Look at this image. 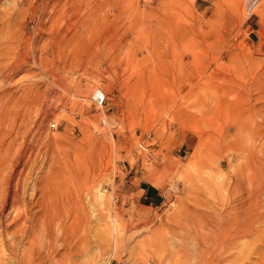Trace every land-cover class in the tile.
<instances>
[{
    "label": "rangeland",
    "instance_id": "1",
    "mask_svg": "<svg viewBox=\"0 0 264 264\" xmlns=\"http://www.w3.org/2000/svg\"><path fill=\"white\" fill-rule=\"evenodd\" d=\"M199 253L264 264V0H0V264Z\"/></svg>",
    "mask_w": 264,
    "mask_h": 264
},
{
    "label": "bare ground",
    "instance_id": "2",
    "mask_svg": "<svg viewBox=\"0 0 264 264\" xmlns=\"http://www.w3.org/2000/svg\"><path fill=\"white\" fill-rule=\"evenodd\" d=\"M102 93V92H101ZM103 95V94H102ZM103 123V122H102ZM56 125V124H55ZM235 186L237 187L238 186V184L237 183H235ZM255 192H257V191H255ZM249 193V192H248ZM249 194H251V193H249ZM253 194H255V193H253ZM242 194L240 193V192H236L235 194H234V199L235 200H237V199H239L240 198V196H241ZM248 195V194H247ZM15 196V195H14ZM247 197V196H246ZM251 197V196H250ZM8 198V197H7ZM254 198V197H253ZM16 199V198H15ZM18 199V198H17ZM249 199V198H248ZM252 199V198H251ZM255 199V198H254ZM14 200V197H12V201ZM253 200V199H252ZM230 202V201H229ZM247 202V201H246ZM245 202V203H246ZM15 203V202H14ZM249 204V203H248ZM240 205V204H239ZM238 208V207H237ZM246 209H248V207L246 208ZM236 210V209H235ZM242 210L244 211V209L242 208ZM230 211V210H229ZM14 212V211H13ZM18 213V212H17ZM227 213H230V212H227ZM247 213V212H246ZM8 214V213H7ZM11 214V213H10ZM13 214V213H12ZM227 215V214H226ZM247 216L249 215V214H246ZM21 215L19 214L18 215V217H16L15 218V221L14 222H17V221H20L21 220V217H20ZM253 216V215H252ZM31 217V216H30ZM33 217V216H32ZM245 217V216H244ZM24 218V216L22 217V219ZM25 218H26V216H25ZM28 218V217H27ZM26 218V219H27ZM249 218V217H248ZM25 219V220H26ZM30 219V218H29ZM32 219V218H31ZM30 219V220H31ZM235 219V218H234ZM32 221V220H31ZM22 222V221H21ZM20 222V223H21ZM32 224V223H31ZM40 224V223H39ZM20 224H18V226H19ZM29 225V224H28ZM28 225H27V227L25 228V232H26V230H27V228H28ZM41 225V224H40ZM224 225V224H223ZM227 225V224H226ZM225 225V226H226ZM38 226V225H37ZM250 226H251V220H250ZM250 226H249V228H250ZM16 227V226H15ZM21 227V226H20ZM222 227V226H221ZM38 229V228H37ZM248 228H247V226H245L244 227V225H243V227H241V228H238V229H236V230H233L232 232L231 231H228V233H230V235H231V238L229 239V240H227L226 239V241H223L222 242V240H216L217 242H215V246H212L211 248L212 249H210L211 250V252H210V254H211V256L213 257V259H214V261H216V262H220V259H222V255L224 256V254H228L229 252H231L233 249H235V246H236V241H234V237L235 238H239V237H241L242 235H243V233L244 232H246V230H247ZM24 230V229H23ZM34 230V229H33ZM33 230H32V232H33ZM222 231H224V230H222ZM226 231H227V229H226ZM23 233V231L22 232H17L16 233V235H17V237L15 238L16 240H17V243H16V241H15V243L13 242V244H14V246L16 247V246H18V244H20L21 242H23V241H25V235L24 234H26V233ZM27 232H28V230H27ZM218 232H220L221 233V231H218ZM251 232V231H250ZM35 233V232H34ZM31 234H33V233H31ZM219 234V233H218ZM213 235V234H212ZM249 237V236H248ZM205 238V237H204ZM211 238H212V236H211ZM214 238V237H213ZM213 238L211 239V240H213ZM14 239V240H15ZM202 239V238H201ZM216 239V238H215ZM205 240V239H204ZM24 243V242H23ZM23 243H22V246H25V245H23ZM26 243L28 244V245H33V243L32 242H30V241H26ZM239 243V242H238ZM26 244V245H27ZM214 244V243H213ZM14 247V248H15ZM27 247V246H26ZM26 247H25V249H24V252H25V250L27 251V249H26ZM43 247V246H42ZM45 247V246H44ZM19 248V247H18ZM17 248V249H18ZM24 248V247H23ZM23 248H22V251H23ZM29 248V247H28ZM47 248V247H46ZM198 248V247H197ZM20 249V248H19ZM202 249V248H201ZM187 250V249H186ZM185 250V251H186ZM196 250V252H197V250L198 251H202V250H199V249H195ZM20 251H21V249H20ZM22 251H21V254H22ZM182 251V250H181ZM180 251V254L182 253ZM234 251V250H233ZM16 252V251H15ZM184 252V251H183ZM187 252V251H186ZM193 252H195V251H193ZM205 252L206 251H204V252H202V254H203V256H205ZM26 253H28V252H26ZM177 253V252H176ZM175 253V254H176ZM189 253V252H188ZM187 253V254H188ZM190 253H192V252H190ZM189 253V255H192V254H190ZM233 253V252H232ZM25 254V253H24ZM179 254V253H178ZM177 254V255H178ZM199 254H201V253H199ZM202 254L201 255H198L199 256V259L200 260H202L201 262L203 263V264H208V263H205V260L207 259L206 257L208 256V254L206 255V257H203L202 256ZM14 255V254H13ZM23 255V254H22ZM21 255V256H22ZM182 255L183 254H181V257L180 258H182ZM186 255V254H185ZM230 255H231V253H230ZM229 255V256H230ZM17 256H20V253L17 255ZM175 256V255H174ZM180 256V255H179ZM200 256H202V257H200ZM27 257V256H26ZM185 257H188V256H185ZM190 258L191 257H194V256H189ZM189 257L187 258L188 259V261H189ZM15 258V257H14ZM23 258H24V256H23ZM177 258V257H176ZM178 259L179 261H180V263H181V259ZM204 258H206L205 260H204ZM209 258H210V256H209ZM183 259V258H182ZM193 258H191V260H192ZM196 259V258H195ZM17 260H19V259H17ZM22 260V259H21ZM21 260L20 261H18V262H20L21 263ZM38 260H40V259H38ZM46 260V259H45ZM185 260V259H184ZM23 261H25L24 259H23ZM37 261V260H36ZM35 261V262H36ZM34 262V263H35ZM12 263V262H11ZM178 263V262H177ZM215 263V262H214ZM14 264H16V259H14ZM17 264H19V263H17ZM25 264H26V262H25ZM37 264V263H36ZM262 264V263H261Z\"/></svg>",
    "mask_w": 264,
    "mask_h": 264
},
{
    "label": "built area",
    "instance_id": "3",
    "mask_svg": "<svg viewBox=\"0 0 264 264\" xmlns=\"http://www.w3.org/2000/svg\"><path fill=\"white\" fill-rule=\"evenodd\" d=\"M87 101L89 102L92 109L97 110V111L103 110L104 95H102L101 91L98 88H95L91 91L89 97L87 98ZM100 123H102V122L100 121ZM49 129L55 130L56 129L55 123H50Z\"/></svg>",
    "mask_w": 264,
    "mask_h": 264
},
{
    "label": "crops",
    "instance_id": "4",
    "mask_svg": "<svg viewBox=\"0 0 264 264\" xmlns=\"http://www.w3.org/2000/svg\"><path fill=\"white\" fill-rule=\"evenodd\" d=\"M139 191H141V197L142 199H146L147 201H149V204H151V200H153L155 198L154 196V192L151 189H147V188H141L139 189Z\"/></svg>",
    "mask_w": 264,
    "mask_h": 264
}]
</instances>
